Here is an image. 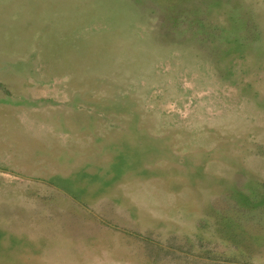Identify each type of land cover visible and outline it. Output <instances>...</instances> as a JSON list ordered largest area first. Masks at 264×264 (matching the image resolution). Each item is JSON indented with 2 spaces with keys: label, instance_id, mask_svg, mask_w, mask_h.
<instances>
[{
  "label": "rangeland",
  "instance_id": "obj_1",
  "mask_svg": "<svg viewBox=\"0 0 264 264\" xmlns=\"http://www.w3.org/2000/svg\"><path fill=\"white\" fill-rule=\"evenodd\" d=\"M160 1L0 0V264H264V0Z\"/></svg>",
  "mask_w": 264,
  "mask_h": 264
},
{
  "label": "trees",
  "instance_id": "obj_2",
  "mask_svg": "<svg viewBox=\"0 0 264 264\" xmlns=\"http://www.w3.org/2000/svg\"><path fill=\"white\" fill-rule=\"evenodd\" d=\"M152 1H153V0H152ZM154 1H156V0H154ZM159 2H160V5H162L160 0H159ZM248 216H250V218L252 217V218L254 219L256 225H258V226H262V221H263V220H261V219H257V218L255 217V216H257L256 213H254L253 211H251V212H250V215L248 214Z\"/></svg>",
  "mask_w": 264,
  "mask_h": 264
}]
</instances>
